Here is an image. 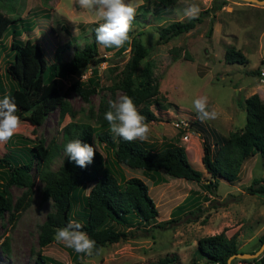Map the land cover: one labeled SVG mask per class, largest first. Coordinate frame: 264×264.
Returning <instances> with one entry per match:
<instances>
[{"label": "rangeland", "instance_id": "1", "mask_svg": "<svg viewBox=\"0 0 264 264\" xmlns=\"http://www.w3.org/2000/svg\"><path fill=\"white\" fill-rule=\"evenodd\" d=\"M136 2L140 4L142 0ZM219 2L175 0L172 7H165L155 0H148L143 7H137L130 33H137L148 48V53L140 59L135 73L138 74L143 62L149 60L152 74L157 80V97L171 102L164 108L153 109L157 118L146 121L150 127L146 140L154 142L158 148L161 139L180 134L179 143L184 146L192 166L200 170L202 180L208 177L201 160L202 134L194 129L190 121L198 120L208 129L228 134L240 129L244 123V96L256 92L264 101V81L258 73L260 68H264V3L248 0H225L223 4ZM190 4L198 7L202 20L166 40L158 39L157 27L171 20H187L184 9ZM0 11L16 19L7 26L6 33L15 27L21 31L20 37L26 36L37 41L44 49L47 63L52 59L55 45L62 46L61 57L66 60L75 47L92 38L91 27L95 19L79 7L78 0H0ZM28 27L30 30L26 31ZM9 38V35L2 36L5 47L0 45V71H3L6 52L10 51ZM97 46V53L103 59L96 65V73L90 72L87 67L77 74L57 79L58 89L70 102L73 116L65 112L59 117L58 110L54 109L49 111L40 125L33 127L26 120L24 111H18L21 125L11 141L0 144V156L12 145L24 146L23 141H19L21 138H26L29 144L36 142L37 137H41L44 143H59L62 126L69 120H85L93 124L91 110L95 112L100 97L108 101L119 97L120 89L113 85L121 77L119 72L130 53L129 47L121 51L119 48H105L98 43ZM230 46L244 53L243 62L224 60L225 50ZM44 73L46 80L49 78L48 70ZM78 78L98 83V88L89 94L88 101L82 100L69 87L70 82ZM1 86L4 90L8 87L5 75L1 78ZM199 96H207L209 110H215L218 114L216 119L202 122L197 118L191 101ZM92 140L103 157H110L106 146L95 137ZM63 154L64 150H61L55 156L52 167L61 162ZM119 168L125 177L134 174L145 180L159 212L157 220L169 218L172 208L191 190L204 193L199 182L172 177L162 171L158 179L152 181L140 170L126 166ZM252 178L264 179V157L257 153L244 159L235 183L218 178L215 192H206L207 199L203 200L202 209L195 219L182 217L167 227L155 226L146 231L136 229L88 256L57 242L55 234L51 242L39 247L36 240L37 225L52 205L50 198L41 197V181L33 177L28 204L17 209L14 216L12 212L4 211L0 217V241L3 242L4 238L8 240V252L0 243V264H31L38 248L42 254L64 264H142L170 254L176 255L177 264H191L189 258L197 245L196 240L220 230L226 235H235L240 251H254L261 245L259 239L264 232V194L247 189ZM90 186L88 183L86 190ZM21 190L23 187L17 184L9 185L8 192L12 201L17 199ZM193 216L190 215L191 218ZM194 264L203 263L197 261ZM234 264L259 263L251 260L243 262L242 257H235Z\"/></svg>", "mask_w": 264, "mask_h": 264}, {"label": "trees", "instance_id": "2", "mask_svg": "<svg viewBox=\"0 0 264 264\" xmlns=\"http://www.w3.org/2000/svg\"><path fill=\"white\" fill-rule=\"evenodd\" d=\"M146 1L148 0H142L138 6L143 7ZM155 1L165 7H172L175 2ZM224 1L220 0L219 4ZM15 20L0 11V45L3 48L5 46L2 36L10 37V51L6 52L3 71H0V99L6 94L11 95L18 111H24L26 120L33 127L40 125L49 111L54 109L58 110L59 117L65 112L73 116L70 102L58 89L57 79L68 74H77L87 67L90 72L96 73V65L103 59L97 53L94 31L97 24H92V38L75 47L68 59L61 57L62 46L55 45L52 59L47 63L44 49L37 41L26 36L20 37L21 31L15 27H11L6 33L7 26ZM201 20V14H198L195 19H176L161 24L157 27L158 39L166 40L172 35L188 30ZM25 30L29 31L30 27ZM130 33L129 42L119 48L123 51L129 47L130 53L120 69L121 77L113 87L120 89V95H128L133 99L146 121L154 120L157 116L153 109L164 108L171 102L157 97V80L152 74V64L149 60L143 62L138 74L135 73L140 59L148 53V48L137 33ZM244 59V53L234 46L225 50L224 60L227 62H243ZM46 69L49 78L45 80ZM3 74L8 80L5 90L1 86ZM97 86V81L90 83L84 78H78L69 84L84 101H88L89 94L94 92ZM243 102L246 109L244 123L240 129L232 130L228 134H222L217 129H208L198 120L190 121L194 129L202 134L201 160L208 173V177L202 180L200 170L192 166L184 146L179 143L180 134L161 139L159 147L156 148L152 141L127 142L112 133L104 119L108 100L101 96L95 112L90 109L93 124L85 120H69L62 126V138L59 143H44L41 137H37L36 142L29 144L26 143V138H21L19 141L22 140L24 146L12 145V148L6 149L0 156V217L4 211L12 212L14 216L17 209H22L28 204L33 177H37L42 184L41 197L50 198L52 205L45 218L37 225L36 240L39 247L51 242L56 229L66 226L72 218L81 222L82 230L96 242L93 253H97L99 248L107 243L126 237L136 229L146 231L155 226L167 227L172 221L182 217L195 219L202 209L203 200L207 199L208 194L215 192L219 177L235 183L244 159L256 153L264 157V101L256 92H252L244 96ZM93 137L107 147L110 157H103L96 149ZM76 139L95 149L92 163L84 168L70 161L65 154L66 144ZM61 150H64L61 162L52 167V161ZM120 166L140 170L152 181H156L162 171L172 177L199 182L204 193L191 190L172 208L169 218L157 220L159 212L145 180L134 174L125 177ZM11 183L23 187L15 201H12L8 192ZM88 183L91 186L86 190ZM247 186L251 192L264 194V179L252 178ZM190 215L194 216L191 218ZM263 237L264 232L259 241L262 242ZM196 241L197 245L189 258L191 264L197 261L203 264H226L231 254L241 252L235 235H226L223 230L203 235ZM2 243L3 249L8 252V240L4 238ZM39 249L34 252L31 264H64L42 254ZM234 260L235 257L230 258L229 264H234ZM250 260L264 264V253L257 257L242 258L243 262ZM177 263L176 255L170 254L142 264Z\"/></svg>", "mask_w": 264, "mask_h": 264}, {"label": "clouds", "instance_id": "3", "mask_svg": "<svg viewBox=\"0 0 264 264\" xmlns=\"http://www.w3.org/2000/svg\"><path fill=\"white\" fill-rule=\"evenodd\" d=\"M78 4L82 10L94 17L97 24L94 30L95 39L98 44L105 48H121L129 42V33L132 31V22L138 7L136 0H78ZM198 12L195 4H190L184 9V15L188 19H195ZM191 103L197 118L202 122L217 118V112L208 108L207 96L196 97ZM17 112L13 97L4 95L0 99V144L11 140L19 129L21 119ZM104 119L110 131L127 142L144 141L150 133L146 118L140 114L133 99L128 95L109 100ZM64 150L70 161L80 168L91 164L95 154L91 145L81 143L79 139L70 140ZM82 229L81 222L75 218L69 219L66 226L56 229L55 239L76 253L92 256L96 242Z\"/></svg>", "mask_w": 264, "mask_h": 264}, {"label": "water", "instance_id": "4", "mask_svg": "<svg viewBox=\"0 0 264 264\" xmlns=\"http://www.w3.org/2000/svg\"><path fill=\"white\" fill-rule=\"evenodd\" d=\"M249 2H255L258 4H263L264 0H248ZM263 51H264V39H263ZM264 250V237L262 240L261 245L259 246L258 249L254 250V251H241V252H235L233 254H231L228 258H227V263L229 264V260L232 257H242V258H252V257H257L258 255H260L261 251Z\"/></svg>", "mask_w": 264, "mask_h": 264}, {"label": "built area", "instance_id": "5", "mask_svg": "<svg viewBox=\"0 0 264 264\" xmlns=\"http://www.w3.org/2000/svg\"><path fill=\"white\" fill-rule=\"evenodd\" d=\"M258 73L260 74L261 76V80L264 81V68H260V70L258 71ZM179 123V122H176V124ZM186 137V136H185Z\"/></svg>", "mask_w": 264, "mask_h": 264}]
</instances>
